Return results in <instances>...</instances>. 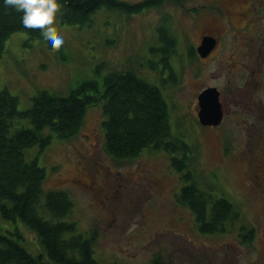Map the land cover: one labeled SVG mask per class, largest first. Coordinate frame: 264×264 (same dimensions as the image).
Segmentation results:
<instances>
[{"label":"rangeland","instance_id":"1","mask_svg":"<svg viewBox=\"0 0 264 264\" xmlns=\"http://www.w3.org/2000/svg\"><path fill=\"white\" fill-rule=\"evenodd\" d=\"M236 11L235 0L167 1L132 14L103 8L84 25L62 23L58 12L54 25L64 36L58 49L48 47L43 38L29 39L24 31L7 39L0 57V89L16 95L22 110L42 89L67 95L94 80L103 90L112 71L131 69L158 86L174 134L195 145L189 153L195 158L189 167L194 181L202 190L225 196L239 211L225 231L200 232L191 209L177 199L187 182L171 166L168 153L145 149L134 158L116 159L106 151L100 103L88 109L77 136L65 141L54 136L43 150L38 145L26 150L29 161L37 156L45 168L46 190H62L72 198L73 210L62 220L76 222L79 233H96L94 257L99 262L152 264L161 258L164 264H264V194L249 182L255 144L246 129H226L225 124L205 129L195 117L201 90L225 87L230 78L239 82L235 72L230 76L222 70L221 46L207 61L192 51L206 29L219 37L232 34ZM163 24L176 39L166 66L157 52V29ZM17 226L26 249L42 254L35 234L22 222ZM0 227L9 230L14 224L0 214ZM250 232L252 241H245Z\"/></svg>","mask_w":264,"mask_h":264},{"label":"trees","instance_id":"2","mask_svg":"<svg viewBox=\"0 0 264 264\" xmlns=\"http://www.w3.org/2000/svg\"><path fill=\"white\" fill-rule=\"evenodd\" d=\"M167 1L182 4L185 0H58L59 17L64 24L84 25L103 8L132 14ZM20 17V12L0 6V57L7 39L17 31L26 32L29 39L42 38L40 29L25 28ZM157 32L161 44L157 52L166 65L176 51L175 35L164 24ZM103 86L100 90L97 81L88 80L67 95L42 89L23 110L16 95L0 89V214L14 224L9 230L0 227V264H103L94 257L96 233H79L76 222L62 220L73 210L72 198L62 190H46L45 168L37 156L26 158L27 149L38 145L43 150L54 136L64 141L77 136L88 109L100 103L106 151L116 159L134 158L145 149L168 153L171 166L187 182L177 199L191 209L200 232L221 233L238 218L239 211L228 198L202 190L194 181L189 167L195 158L189 153L196 150L195 145L174 134L168 104L158 86L131 69L110 72ZM18 222L35 234L42 254L26 249ZM252 238V232L243 237L248 242ZM152 264L164 263L156 258Z\"/></svg>","mask_w":264,"mask_h":264},{"label":"flooded vegetation","instance_id":"3","mask_svg":"<svg viewBox=\"0 0 264 264\" xmlns=\"http://www.w3.org/2000/svg\"><path fill=\"white\" fill-rule=\"evenodd\" d=\"M235 3L236 19L232 24L237 29L232 34L228 31L230 35L224 32L220 37L206 29L199 35L198 45L192 48L202 61H207L221 46L223 51L220 52L219 61L222 62V70L230 76H235V72L240 78L238 83H233L235 80L230 78L228 85L218 88L224 107L222 122L217 126H203L205 129H220L225 124L226 129H246L245 133L251 136L255 144L249 162L252 171L249 182L253 189L264 194V0H235ZM204 37H213L218 42L213 52L205 58L198 53ZM231 84H234L235 93H230ZM196 108L195 117L200 123L198 96ZM70 181L77 183L78 180Z\"/></svg>","mask_w":264,"mask_h":264},{"label":"clouds","instance_id":"4","mask_svg":"<svg viewBox=\"0 0 264 264\" xmlns=\"http://www.w3.org/2000/svg\"><path fill=\"white\" fill-rule=\"evenodd\" d=\"M0 6L21 13V24L28 29H40L43 42L52 49L64 43L54 21L59 12L58 0H0Z\"/></svg>","mask_w":264,"mask_h":264},{"label":"water","instance_id":"5","mask_svg":"<svg viewBox=\"0 0 264 264\" xmlns=\"http://www.w3.org/2000/svg\"><path fill=\"white\" fill-rule=\"evenodd\" d=\"M217 40L213 37H204L198 47L201 57H208L217 47ZM224 117V107L220 101V91L214 86L205 88L198 95V118L204 126H217Z\"/></svg>","mask_w":264,"mask_h":264}]
</instances>
